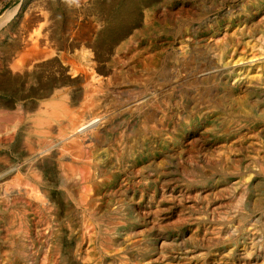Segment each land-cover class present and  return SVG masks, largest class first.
Masks as SVG:
<instances>
[{"label": "rangeland", "instance_id": "rangeland-1", "mask_svg": "<svg viewBox=\"0 0 264 264\" xmlns=\"http://www.w3.org/2000/svg\"><path fill=\"white\" fill-rule=\"evenodd\" d=\"M39 12L51 15L48 25L70 58L83 61L85 51L109 64L116 80L98 94L101 104L129 113L137 99L146 112L155 91V154L136 119L139 143L124 152L122 188L107 208L125 226L104 264H264V0H0V18L15 13L3 28L20 30ZM73 90L79 104L83 89Z\"/></svg>", "mask_w": 264, "mask_h": 264}, {"label": "bare ground", "instance_id": "bare-ground-1", "mask_svg": "<svg viewBox=\"0 0 264 264\" xmlns=\"http://www.w3.org/2000/svg\"><path fill=\"white\" fill-rule=\"evenodd\" d=\"M39 13L36 17L29 19L30 23L22 26L20 30L3 28L4 24L14 18L15 13H5L0 18V264H104L107 253L115 243V236H112L118 229H121V226H125V222L112 221L107 208L109 196L122 188L120 164L124 152L128 147L129 149L130 147L135 148L139 143L138 138H135L136 125L134 121L136 119L143 118V123L151 135V154H155L157 127L153 116L155 91L151 89L149 94L151 110L146 112H143V103L137 99L135 100L136 107L129 113L111 110V101L101 104L98 94L104 92L105 89L108 90L109 85H114L116 80L114 75L108 73L109 64L101 63V59L98 57L84 58L86 57L85 51L80 55L83 61L70 58L65 46L62 47L59 44L58 30L51 29V26L48 25L52 19L51 15ZM34 19L35 22L33 21L32 24L31 20ZM83 31L82 33H84ZM6 40L8 41L4 42ZM164 62L165 60H163ZM107 65L108 67L105 68ZM192 81L194 82V80ZM19 88H24L25 91H17ZM73 88L83 89V99L79 104L77 103L79 97L73 95ZM9 89H12L13 92L9 93ZM144 89L146 90V86ZM167 128L169 129V127ZM254 137L256 138V136ZM211 159L213 160V158ZM183 171L185 170L183 169ZM235 202L237 201L235 200ZM187 203L189 204V202ZM210 208L212 210V207ZM186 211L188 212V210ZM238 232L240 231L238 230ZM158 239L160 238L158 237ZM118 249L122 250L123 247L120 246ZM161 249L163 248L161 247ZM155 251L157 252V250ZM246 258H248L247 255ZM262 260L264 261V259Z\"/></svg>", "mask_w": 264, "mask_h": 264}]
</instances>
